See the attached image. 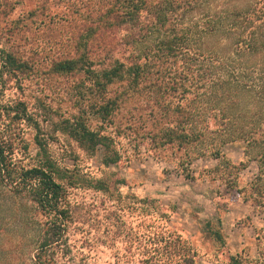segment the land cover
<instances>
[{
	"label": "trees",
	"instance_id": "1",
	"mask_svg": "<svg viewBox=\"0 0 264 264\" xmlns=\"http://www.w3.org/2000/svg\"><path fill=\"white\" fill-rule=\"evenodd\" d=\"M34 25L55 50H34ZM37 60H51L49 68ZM41 72L70 87L69 108L43 97L35 110L21 98L4 107L0 204L11 212V264H94L81 250L92 246L88 231L79 230L80 246L68 244L79 229L69 201L75 176L55 154L57 135L101 151L106 167L122 160L117 140L130 130L184 150L187 163L240 143L259 163L245 199L264 206V0H0L1 86L23 89ZM22 124L35 131L36 154ZM168 235L137 240L139 263L193 264ZM230 264H264V252L232 255Z\"/></svg>",
	"mask_w": 264,
	"mask_h": 264
},
{
	"label": "rangeland",
	"instance_id": "2",
	"mask_svg": "<svg viewBox=\"0 0 264 264\" xmlns=\"http://www.w3.org/2000/svg\"><path fill=\"white\" fill-rule=\"evenodd\" d=\"M39 27L33 28V48L49 54L48 48L55 50L56 44ZM50 61L37 60L43 70L49 68ZM62 80L41 72L27 80L23 89L11 81L6 86L0 84V121L9 122L4 107L19 98L27 100L32 109L37 107L38 97L55 107L62 104L69 108L62 99L70 87ZM21 128L31 153L36 154L34 129L25 124ZM130 131L117 140L122 160L108 167L101 151L90 155L63 135H57L58 142L52 144L61 166L74 169L70 174L75 176V185L69 188V201L79 229L69 236L68 244L77 242L80 246L81 237L88 231L92 246L81 250L94 264H127L125 259L130 260L128 264H140L143 248L138 249L137 240L150 241L156 233L170 234L176 248L186 247L184 253L193 264H230L232 255L255 259L264 252V206L245 199L251 195L250 183L259 171L254 159L257 150L246 151L240 143H228L222 146L220 158L196 156L187 163L184 150L153 144L141 137L144 132L138 135ZM25 162L33 164L35 160L30 156ZM241 162L246 166L238 169ZM234 182L236 187L230 185ZM242 188L245 190L239 192ZM9 209L8 204H0V264H11ZM150 260L147 264H158L153 256ZM181 261L175 260V264H185L178 263Z\"/></svg>",
	"mask_w": 264,
	"mask_h": 264
}]
</instances>
